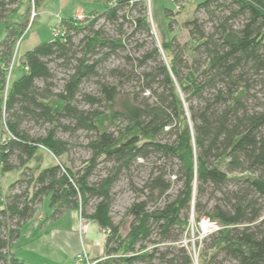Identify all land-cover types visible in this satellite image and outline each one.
<instances>
[{
    "label": "trees",
    "instance_id": "trees-1",
    "mask_svg": "<svg viewBox=\"0 0 264 264\" xmlns=\"http://www.w3.org/2000/svg\"><path fill=\"white\" fill-rule=\"evenodd\" d=\"M44 1L0 0V172L20 171L0 186V264H28L11 246L45 197L46 219L74 209L105 231L95 264H194L184 238L203 218L218 228L195 242L199 264H264V0H199L188 38L161 45L147 0H99L21 55L12 82ZM181 11L163 7L169 30ZM78 131L90 134L80 166L62 160L61 133ZM40 147L58 161L42 167ZM139 165L150 172L117 222L114 188Z\"/></svg>",
    "mask_w": 264,
    "mask_h": 264
},
{
    "label": "rangeland",
    "instance_id": "rangeland-1",
    "mask_svg": "<svg viewBox=\"0 0 264 264\" xmlns=\"http://www.w3.org/2000/svg\"><path fill=\"white\" fill-rule=\"evenodd\" d=\"M150 6V21L153 25L155 35L157 37V40L159 44L161 45L162 42L167 41L170 39L173 35L178 34L179 38L183 41H185L188 38V31L183 27V22L191 18L194 14L196 3L199 0H190L186 3H181L178 5L177 0H147ZM87 2V3H86ZM91 2V3H90ZM84 5H87L88 9L91 7H96L97 5L99 8L102 7V2L99 0L92 1L87 0L83 2ZM177 4V5H176ZM185 4V5H184ZM184 5V6H182ZM170 7L174 10H176L177 6L181 7V12L176 15L177 22L174 24V29L169 30L168 29V19L165 17L163 12V7ZM39 7L37 11H39ZM11 18H14V15L11 16ZM30 21H31V15H30ZM57 21V17L52 15L51 17L44 15L41 13V15H38L35 19L31 21L30 27L25 31L21 39L19 40L17 44V52L18 56L14 57L12 60V64L10 66V75L11 81L17 80L19 77H21L24 73V67L21 63V55H23L26 51L32 49L35 47V45L39 44L42 41L51 40L53 37L52 33V27ZM112 63H114V60H112ZM119 64V62L117 63ZM111 64L107 65V68H109ZM64 71L60 72V77L62 78L64 76ZM96 88L95 83H88L86 86L87 91H93ZM31 126V125H30ZM44 128V127H43ZM32 133H44L45 131L40 126H32L31 127ZM61 136L65 139H68L72 143L71 152L69 155H64L62 157V160H64L67 163H70L69 158H71L77 166H80L82 164V161L85 160L89 156V150L86 148V143L89 140L90 134L84 131H78L77 133H74L72 136H70L68 133H61ZM38 154L42 158L41 166L45 167L47 165H51L58 160L54 155L46 148L40 147ZM70 156V157H69ZM31 166L37 165V160L34 159L30 162ZM100 168H104L103 165L100 166ZM151 167L149 165L141 166L139 165L138 168H135L131 174L124 175L117 185L114 188L115 192V201L113 205L112 215L114 217L115 221H120L123 217L127 207L131 204V202L136 197V192L134 190L135 186H140L143 181L147 178ZM20 174V171L18 172H9L5 175L1 174L0 172V186L3 187V185L8 184V182L13 181L15 178H17ZM8 187H4V191ZM44 211H48L49 207V197H45L44 202ZM42 209V206L40 208V212ZM68 215L65 216V219ZM204 219V218H203ZM210 229L204 230L203 227L200 225L199 229H197L194 225V227H191V230L189 233H187L184 238V242L188 243L190 245V248L193 253H195V263H198V250L196 249L195 242L199 241L202 237H204Z\"/></svg>",
    "mask_w": 264,
    "mask_h": 264
},
{
    "label": "crops",
    "instance_id": "crops-1",
    "mask_svg": "<svg viewBox=\"0 0 264 264\" xmlns=\"http://www.w3.org/2000/svg\"><path fill=\"white\" fill-rule=\"evenodd\" d=\"M84 1L87 0H45L37 14L42 13L49 17L54 15L57 17V24L78 11L90 13L103 8L102 1L101 8L97 5L89 9L84 5ZM16 53L17 57L18 52ZM10 182L2 188L8 187ZM51 213V208L48 211H38L35 217L22 227L20 237L11 246L16 256L28 264H73L74 256L82 250L92 259L104 256L105 231L95 220L82 217L80 212L74 209L66 211L57 220L46 219ZM66 215L68 216L65 219Z\"/></svg>",
    "mask_w": 264,
    "mask_h": 264
},
{
    "label": "built area",
    "instance_id": "built-area-1",
    "mask_svg": "<svg viewBox=\"0 0 264 264\" xmlns=\"http://www.w3.org/2000/svg\"><path fill=\"white\" fill-rule=\"evenodd\" d=\"M177 1L179 5L180 2L185 3L187 0H177ZM37 15H38L37 10L35 6L33 5L32 12H31V21L35 19ZM74 18L76 20H84L85 13L82 11H78L74 15ZM31 21L29 23V27H30ZM52 33H53V37H59V36L62 37L65 34V28L61 24V21L52 27ZM200 225L203 227L204 230H208V229L212 230V229L218 228V225L216 224V222H213L209 219H202L200 222ZM73 264H95V261L90 257V255L86 251L82 250L74 256Z\"/></svg>",
    "mask_w": 264,
    "mask_h": 264
}]
</instances>
